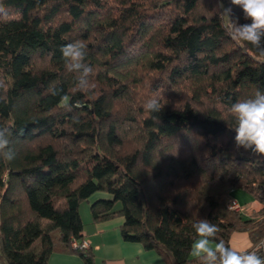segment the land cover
<instances>
[{
	"label": "trees",
	"instance_id": "obj_1",
	"mask_svg": "<svg viewBox=\"0 0 264 264\" xmlns=\"http://www.w3.org/2000/svg\"><path fill=\"white\" fill-rule=\"evenodd\" d=\"M206 1L4 0L0 126L16 156L0 158V264H48L54 252L96 264L92 247L73 243L84 240L80 206L97 192L108 197L91 204L93 221L122 216L123 240L166 264H199L198 219L226 244L248 232L264 257V156L236 147L229 115L264 91V60ZM75 41L93 67L91 92L75 91L65 69L61 48ZM153 97L159 113L144 109ZM235 189L262 202L256 217L229 207Z\"/></svg>",
	"mask_w": 264,
	"mask_h": 264
},
{
	"label": "clouds",
	"instance_id": "obj_2",
	"mask_svg": "<svg viewBox=\"0 0 264 264\" xmlns=\"http://www.w3.org/2000/svg\"><path fill=\"white\" fill-rule=\"evenodd\" d=\"M238 6L243 13V19L250 21L240 23L239 17H234L233 7ZM215 10L226 21L225 31L236 42L252 46L259 60H264V0H230L225 6L224 0H216ZM9 12L4 0H0V18L6 20ZM65 69L74 73V90L91 92L94 84L91 82L93 67L85 62L86 45L81 41L68 43L61 48ZM52 95H58L56 88L50 89ZM64 106L71 110L67 95L61 96ZM163 106L158 98L147 100L145 111L159 113ZM229 115L235 121L234 141L237 148L250 150L257 156H264V91L257 89L252 97L237 100L229 108ZM73 122H78L73 117ZM12 130L0 126V158L12 161L15 152L10 147ZM195 238L190 249V256L199 264H264V257L253 251V245L237 248L226 244L223 239L217 240L219 227L207 219H198L192 226ZM256 247H264V242Z\"/></svg>",
	"mask_w": 264,
	"mask_h": 264
},
{
	"label": "crops",
	"instance_id": "obj_3",
	"mask_svg": "<svg viewBox=\"0 0 264 264\" xmlns=\"http://www.w3.org/2000/svg\"><path fill=\"white\" fill-rule=\"evenodd\" d=\"M102 197H108V194L102 193L96 196L94 201ZM232 199H236L243 207L241 214L247 218L256 217L263 207L262 202L251 193L245 195L239 192L238 189L232 191ZM93 202L90 198L89 203L92 204ZM123 222L124 218L120 216L116 220L109 219L94 222L95 224H92L91 228H84L83 238L90 241L95 252L96 264H166L163 257L156 251L146 250L141 243L124 241L120 231ZM113 236L116 237V240L111 238ZM249 243L252 244L248 232H235L230 238V245L237 248L247 247ZM48 264H84V262L77 255L54 252Z\"/></svg>",
	"mask_w": 264,
	"mask_h": 264
},
{
	"label": "rangeland",
	"instance_id": "obj_4",
	"mask_svg": "<svg viewBox=\"0 0 264 264\" xmlns=\"http://www.w3.org/2000/svg\"><path fill=\"white\" fill-rule=\"evenodd\" d=\"M215 2V1H214ZM209 3H211V1L210 0H207L206 1V4H209ZM215 4H216V2H215ZM178 150H180L179 149V147H177V148H175L174 149V152H177ZM238 191L239 192H241V193H243V194H245V195H249V193H247V192H245V191H243V190H240V189H238ZM100 194H102V192H97V193H95L92 197H91V199H92V202L95 200V198H96V196H98V195H100ZM87 206V207H86ZM119 207H121V204L120 203H118V205H117V208H119ZM86 208H87V210H88V212L86 213ZM80 214H81V217H82V219H83V222H84V225H85V227H88V228H91L92 226V224H95L94 223V221H93V217H92V213H91V204L89 203V200H86V201H84L82 204H81V206H80ZM118 218H120V216H115V217H113L112 219H118ZM91 222V223H90ZM93 222V223H92ZM111 238H114L115 240H116V237L115 236H113V237H111ZM95 253V252H94ZM77 256H79L80 257V255H77Z\"/></svg>",
	"mask_w": 264,
	"mask_h": 264
},
{
	"label": "built area",
	"instance_id": "obj_5",
	"mask_svg": "<svg viewBox=\"0 0 264 264\" xmlns=\"http://www.w3.org/2000/svg\"><path fill=\"white\" fill-rule=\"evenodd\" d=\"M229 207L232 209V210H235L239 213H242L243 211V207L239 204V202L236 200V199H232L230 204H229ZM264 242V239L260 242V244ZM73 246L75 248H89L91 247V244H90V241L87 240V239H84L82 242H78V241H74L73 243ZM263 248V251H264V247Z\"/></svg>",
	"mask_w": 264,
	"mask_h": 264
}]
</instances>
